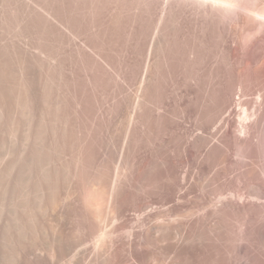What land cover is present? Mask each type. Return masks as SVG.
Returning a JSON list of instances; mask_svg holds the SVG:
<instances>
[{
    "label": "rangeland",
    "instance_id": "rangeland-1",
    "mask_svg": "<svg viewBox=\"0 0 264 264\" xmlns=\"http://www.w3.org/2000/svg\"><path fill=\"white\" fill-rule=\"evenodd\" d=\"M251 159L264 171V0H0V264H69L85 195L159 205L167 175L236 184ZM55 175L79 198L57 220Z\"/></svg>",
    "mask_w": 264,
    "mask_h": 264
},
{
    "label": "bare ground",
    "instance_id": "bare-ground-1",
    "mask_svg": "<svg viewBox=\"0 0 264 264\" xmlns=\"http://www.w3.org/2000/svg\"><path fill=\"white\" fill-rule=\"evenodd\" d=\"M246 165L238 171L236 184L227 175L201 168L169 174L170 186L159 205L151 199L123 205L114 194L85 195L82 202L92 222V240L75 243L69 264H263L264 171L258 160ZM70 179H56L52 194L48 193L56 220L61 210L75 209L79 199ZM40 212L34 215L42 217ZM22 217L26 229L28 215ZM34 242L39 244L37 239Z\"/></svg>",
    "mask_w": 264,
    "mask_h": 264
}]
</instances>
